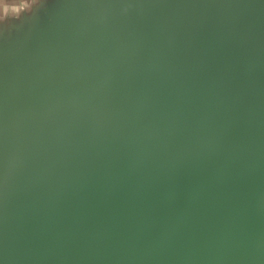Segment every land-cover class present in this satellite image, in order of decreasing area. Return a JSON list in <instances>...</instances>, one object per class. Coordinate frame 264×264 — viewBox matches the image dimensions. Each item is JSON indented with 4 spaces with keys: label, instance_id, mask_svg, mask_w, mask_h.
Returning a JSON list of instances; mask_svg holds the SVG:
<instances>
[{
    "label": "water",
    "instance_id": "95a60500",
    "mask_svg": "<svg viewBox=\"0 0 264 264\" xmlns=\"http://www.w3.org/2000/svg\"><path fill=\"white\" fill-rule=\"evenodd\" d=\"M0 264H264V0L0 21Z\"/></svg>",
    "mask_w": 264,
    "mask_h": 264
},
{
    "label": "clouds",
    "instance_id": "9594fccd",
    "mask_svg": "<svg viewBox=\"0 0 264 264\" xmlns=\"http://www.w3.org/2000/svg\"><path fill=\"white\" fill-rule=\"evenodd\" d=\"M37 5H44V0H0V21L9 15L31 11Z\"/></svg>",
    "mask_w": 264,
    "mask_h": 264
}]
</instances>
